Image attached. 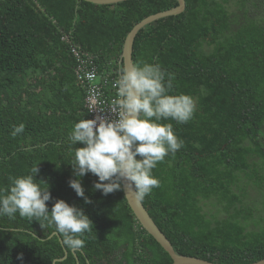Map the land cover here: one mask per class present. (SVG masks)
I'll return each mask as SVG.
<instances>
[{
	"label": "trees",
	"instance_id": "trees-1",
	"mask_svg": "<svg viewBox=\"0 0 264 264\" xmlns=\"http://www.w3.org/2000/svg\"><path fill=\"white\" fill-rule=\"evenodd\" d=\"M184 1L181 13L139 30L132 46L133 63H159L175 75L171 94H187L195 105L187 123L164 121L184 146L152 170L160 185L140 201L176 253L246 264L264 257V214L245 202L241 186L244 179L264 192V0H237L235 10L229 0ZM177 4L0 0V187L36 166L34 178L51 195L49 211L62 199L93 225L73 253L59 236L48 238L53 225L0 216V264H52L63 248L67 256L55 264L172 263L138 224L122 189L94 190L98 177L89 172L79 178L85 203L69 186L74 149L82 145L68 137L88 119L69 48L90 53L101 74L120 71L132 26ZM206 201L223 216L205 210Z\"/></svg>",
	"mask_w": 264,
	"mask_h": 264
},
{
	"label": "clouds",
	"instance_id": "clouds-1",
	"mask_svg": "<svg viewBox=\"0 0 264 264\" xmlns=\"http://www.w3.org/2000/svg\"><path fill=\"white\" fill-rule=\"evenodd\" d=\"M174 79L175 75L159 63L138 61L123 66L114 83L118 99L110 108L115 118H81L74 124L68 139L71 145L82 146L74 149V178L69 186L85 203L91 201L84 195L79 178L89 172L98 177L93 189L104 195L121 190L122 181H128L135 198L142 201L159 187L152 170L169 153L175 154L184 146V141L174 134L172 123L164 121L184 124L195 111L191 96L171 94ZM93 108L104 111L95 104ZM23 128V124L15 127L13 135ZM37 172L35 166L28 174L11 177L7 187H0V216L14 219L18 213L38 221L41 227L43 223L53 225L54 234L66 248L83 249L86 234L93 230L92 221L82 209L62 199L55 200L49 211L48 185L38 183L34 178Z\"/></svg>",
	"mask_w": 264,
	"mask_h": 264
},
{
	"label": "water",
	"instance_id": "water-1",
	"mask_svg": "<svg viewBox=\"0 0 264 264\" xmlns=\"http://www.w3.org/2000/svg\"><path fill=\"white\" fill-rule=\"evenodd\" d=\"M83 1L90 2L93 4L105 5V4L118 3L124 0H83ZM176 1L178 4L175 7L148 15L132 26V28L129 30V32L124 37L123 44H122V50H121V54L119 57V63L121 64L122 67L133 64L132 46H133L134 38L137 35L139 30H141L143 27H145L146 25L152 23L153 21L157 19L172 16V15H177L184 10L185 1L184 0H176ZM119 72L120 71H117L116 80L119 78ZM123 184L125 185V187ZM121 189L123 192V196L127 202V205L131 209L138 224L150 236H152L153 239L169 255V257L172 260L171 264H221L218 262H211V261L198 258V257H194V256H187V255H181V254L176 253L170 241L167 239L164 233L155 224L154 220L148 214L142 202L135 198V193L133 192V189L131 188L129 182L122 181ZM52 235H55L54 232L51 233L48 236V238H50ZM58 239H59V242L61 243V239L60 238ZM63 250H64L63 256L61 258L54 259L52 264H55L57 261H62L66 258L67 251L64 248ZM74 251L72 250L73 253ZM76 264H78L77 259H76ZM246 264H264V257L259 260L246 263Z\"/></svg>",
	"mask_w": 264,
	"mask_h": 264
},
{
	"label": "built area",
	"instance_id": "built-area-1",
	"mask_svg": "<svg viewBox=\"0 0 264 264\" xmlns=\"http://www.w3.org/2000/svg\"><path fill=\"white\" fill-rule=\"evenodd\" d=\"M62 39L67 40V35H64ZM69 52L74 60L75 79L84 92L83 106L88 119H93L96 116L115 118V114L111 112L110 108L113 106L114 100L118 99L117 89L114 87L117 72L110 70L106 74H101L92 55L77 45H71ZM94 104L98 108H104V111L100 112L96 108L91 110Z\"/></svg>",
	"mask_w": 264,
	"mask_h": 264
},
{
	"label": "rangeland",
	"instance_id": "rangeland-1",
	"mask_svg": "<svg viewBox=\"0 0 264 264\" xmlns=\"http://www.w3.org/2000/svg\"><path fill=\"white\" fill-rule=\"evenodd\" d=\"M237 0H229L228 6L231 10H235L237 8ZM243 183L241 184V186H243L246 190V200L245 202L250 204L251 206H253L257 212H258V216L263 215L264 214V192L262 189L257 190L256 187H254V185L250 182L245 181L244 179L242 180ZM212 201H206L204 202V209L208 210L210 212H218V208L217 206H214L213 202L212 204L210 203ZM218 216H223V213L218 212L217 213ZM117 261H113V264H117Z\"/></svg>",
	"mask_w": 264,
	"mask_h": 264
}]
</instances>
